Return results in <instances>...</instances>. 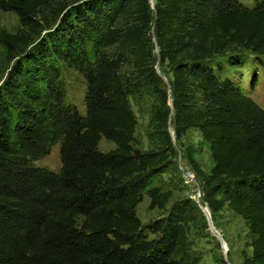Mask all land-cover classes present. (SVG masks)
I'll list each match as a JSON object with an SVG mask.
<instances>
[{
	"label": "trees",
	"instance_id": "obj_1",
	"mask_svg": "<svg viewBox=\"0 0 264 264\" xmlns=\"http://www.w3.org/2000/svg\"><path fill=\"white\" fill-rule=\"evenodd\" d=\"M0 11L19 25L0 33L10 64L0 86V264H202L188 242L190 200L146 226L136 216L144 195L150 210L172 198L154 185L175 155L168 127L176 142L201 135L213 166L204 174L188 163L203 201L247 224L240 264H264V110L232 77L250 56L264 60V0H154L153 9L0 0ZM62 67L85 83L84 114L67 101ZM141 88L159 99V151L133 149L129 98ZM101 138L114 149L101 152ZM55 146L59 170L37 167Z\"/></svg>",
	"mask_w": 264,
	"mask_h": 264
},
{
	"label": "rangeland",
	"instance_id": "obj_2",
	"mask_svg": "<svg viewBox=\"0 0 264 264\" xmlns=\"http://www.w3.org/2000/svg\"><path fill=\"white\" fill-rule=\"evenodd\" d=\"M243 6L252 8L255 0H238ZM19 29L15 14L0 11V33L14 34ZM156 71L164 79L167 86V77L156 65ZM10 64L6 61L5 49L0 44V86L3 83ZM62 80L67 92V101L77 107L84 114L83 98L85 83L72 70L62 67ZM233 79L244 93H246L260 108L264 110V60L259 61L249 57L244 65L233 71ZM131 110L137 120L134 133L133 149L140 153L159 151L165 146L164 133L155 126L154 115L159 107L158 96L150 88H141L129 98ZM170 105V104H169ZM166 133L172 134L168 127ZM175 155L169 160L164 172L155 178L154 185L162 190L172 192V198L164 210H150L149 198L144 195L136 207V216L146 226L149 223L164 217L174 204L183 200H190L196 207L197 213L191 223L188 233L190 249L199 256L202 264H240L243 253H250V244L253 239L247 224L235 216L227 208L217 215H212L203 201L202 182L195 176L188 163V156L197 163L200 170L207 174L213 166L211 154L207 144L196 130H190L179 141L171 138ZM98 149L109 152L114 145L101 138ZM59 147L51 149L50 154L36 162L37 167L57 172L60 168ZM185 173L193 175V181L186 183ZM189 182V181H188ZM151 238V235H149Z\"/></svg>",
	"mask_w": 264,
	"mask_h": 264
},
{
	"label": "water",
	"instance_id": "obj_3",
	"mask_svg": "<svg viewBox=\"0 0 264 264\" xmlns=\"http://www.w3.org/2000/svg\"><path fill=\"white\" fill-rule=\"evenodd\" d=\"M149 2H150L151 8L153 9V7H154V0H149ZM169 104H170V107L172 108V102H171V100H169ZM171 138H174V132H173V130H172Z\"/></svg>",
	"mask_w": 264,
	"mask_h": 264
},
{
	"label": "built area",
	"instance_id": "obj_4",
	"mask_svg": "<svg viewBox=\"0 0 264 264\" xmlns=\"http://www.w3.org/2000/svg\"><path fill=\"white\" fill-rule=\"evenodd\" d=\"M189 175H187L186 173H185V177L186 178H188V181H186V183H190V181H193V175L192 174H190V173H188Z\"/></svg>",
	"mask_w": 264,
	"mask_h": 264
}]
</instances>
